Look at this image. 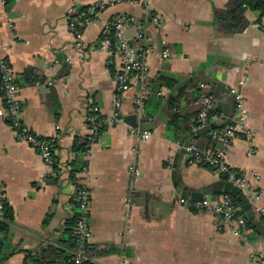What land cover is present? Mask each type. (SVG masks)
I'll list each match as a JSON object with an SVG mask.
<instances>
[{
  "label": "crops",
  "instance_id": "0c3cea01",
  "mask_svg": "<svg viewBox=\"0 0 264 264\" xmlns=\"http://www.w3.org/2000/svg\"><path fill=\"white\" fill-rule=\"evenodd\" d=\"M94 1L14 0L10 7L0 1V59L8 61L17 77L23 124L39 137L56 138L55 160L61 171L51 178V169L38 153L16 140L1 95L0 186L14 214L2 246L6 258L2 264H61L72 255L71 231L82 181L78 175L76 182L70 178L71 165L78 159L73 145L87 137L93 106L106 125L85 157L92 200L91 264H264L251 258L253 253H264V237L256 229L245 239L233 238L227 226L219 229L212 215L181 205L183 193L174 186L181 182L198 192L221 181L212 169L192 165L186 153H179V144L185 140L201 151L220 148L206 128L193 131L198 99L214 98V109L221 114L211 125L217 124L226 108L235 106L226 91L239 89L253 135L233 138L228 163L250 178L264 206V19L258 22V13L247 10L245 30L221 37L214 10L226 9L231 0H123L84 30L79 45L69 29L70 12ZM121 15L136 20L126 38L137 43L142 31L145 40L139 44L152 49L144 83L150 93L149 119L137 121L140 131L151 134L148 141L131 133L127 124L111 121L118 68L99 45L104 22ZM154 16L161 19V27L155 25ZM55 61L60 66L51 77L49 67ZM28 70L39 72L44 81L52 78L54 85L44 89L28 83ZM164 76L177 84L157 91L156 83ZM141 87L135 85L121 96L124 118L135 115ZM174 114L183 130L179 136L169 128ZM216 195L220 196L207 198Z\"/></svg>",
  "mask_w": 264,
  "mask_h": 264
},
{
  "label": "built area",
  "instance_id": "2783aa9c",
  "mask_svg": "<svg viewBox=\"0 0 264 264\" xmlns=\"http://www.w3.org/2000/svg\"><path fill=\"white\" fill-rule=\"evenodd\" d=\"M5 4V0H0ZM124 2L123 0H95L86 10H81L74 7L69 15V29L75 40L81 45L83 40L84 30L96 21L100 15L110 6ZM148 3L144 0V3ZM137 3V2H136ZM154 22L157 27H161V19L154 16ZM136 25V20L133 17L121 15L115 19L104 22L103 39L99 48L108 52L110 61L114 63L118 71L114 76V81L117 88V97L115 101V113L111 119L115 125H124V117L120 114L121 96L129 92L135 85L140 84L142 87L134 101V114L143 122H146L149 117L146 113V104L149 99V91L144 86L147 81L150 66L149 57L152 54L150 45H140L139 42L145 40L144 34L141 31L137 37V43L130 42L125 34L132 26ZM264 29V24H263ZM168 57V53H165ZM60 63L55 61L49 67V74L54 77L57 74ZM0 75L3 84L2 100L5 104V116L9 121L10 127L15 134L18 142L28 145L34 149L45 164L51 169V178H57L61 175V171H55L56 164L53 158V148L57 143L56 138L45 139L35 135L28 129L22 121L23 104L19 97L20 89L17 83V77L13 72L10 64L6 59H0ZM244 79L241 80L240 86L244 85ZM54 85L52 78L47 81H38L36 86L39 88H50ZM230 93L234 97L236 114L231 119L230 124L211 130L208 136L214 141H218L222 146L218 149L207 152L201 151L195 145H189L186 149V154L189 156V162L192 165L209 168L221 179L238 187L247 197L249 205L255 215L261 221H264V206L261 204V193L251 182L248 176L240 174L233 169L228 163V148L237 134H243L248 139L253 135L249 125V111L246 107L245 96L239 89H232ZM198 123L193 126V131H198L207 128L213 121H217L219 117L214 112V98L212 96H201L199 101ZM89 133L87 141L89 150L87 157L90 154L92 146L98 141L101 136V130L106 125L105 119L99 114V109L95 106L91 107L88 116ZM131 133L140 135L141 140L148 141L151 139L149 132H142L137 128L129 126ZM131 171L137 173L134 167ZM88 166H86L79 177L80 189L77 196L78 217L74 229L75 248L72 256L65 263L61 264H90L88 258V247L92 239L91 217H92V200L91 193L87 184ZM255 179L258 176L254 175ZM6 201L5 189L0 186V224L3 221V207ZM180 204L186 209L198 213H206L212 215L217 222L219 229L227 226L230 234L236 239H245L250 232L248 221L237 215V208L233 199L229 195H220L213 198H206L202 202H191L186 199H180ZM4 238L0 232V241ZM253 260L264 261V253H253ZM50 264V263H45ZM60 264V263H55Z\"/></svg>",
  "mask_w": 264,
  "mask_h": 264
},
{
  "label": "trees",
  "instance_id": "16d2710c",
  "mask_svg": "<svg viewBox=\"0 0 264 264\" xmlns=\"http://www.w3.org/2000/svg\"><path fill=\"white\" fill-rule=\"evenodd\" d=\"M13 1L14 0H5V6L10 7ZM86 9L87 8H82L81 10H86ZM247 10L258 13L259 15L258 22H261L264 19V0H231L226 9L224 10L215 9L214 10V21L217 26L218 34L221 37H229L234 34L243 32L248 24L245 19V12ZM25 76H26L28 83L30 84H35L38 81H44V77L35 70H28L25 73ZM176 84H177L176 80L170 79L164 76V77H161L157 81L156 89L157 91H159L163 87L173 88ZM2 88H3V84H2L1 75H0V96L2 95ZM146 108H147V104H146ZM213 113L217 116L221 114L220 110L217 108L214 109ZM178 118H179V115L174 114V118L171 121L170 123L171 125L169 127L170 130L173 131V133L176 134L177 136H179L181 132H183L182 128L178 127L176 124V120ZM197 123H198V118L195 121L193 126L197 125ZM104 130H105V127L103 128V130H101V134L103 133ZM55 148H56V144L54 145V148H53V158L54 159H55ZM88 150H89V143L87 141V137L82 138V139H76L74 141L73 151L78 155L77 161L71 165L72 170L70 172V178L74 182H76V176L77 175L79 176L82 170L86 166H88V162L87 160H85ZM207 151H210V150H204V152H207ZM54 170L57 172L60 171L57 163L54 166ZM79 189H80V186L77 187V191H79ZM216 196H219V195H216ZM232 199L237 208V215L246 219L248 221L249 229L255 231V227L253 223L249 222L248 218L246 217L244 213L242 204L237 199L235 198H232ZM77 217H78V214L74 219V226L71 231L72 251L75 248V239H74L73 233H74V229L76 226ZM13 222H14L13 210L10 207V205L7 203V201H5V204L3 207V221L0 224V232H2L4 235V238L0 241V264L4 263L6 260V258L2 255V246H3V242L6 240L9 234V230ZM261 223L264 225V221H261ZM71 256L72 255H70L66 259V261L70 259ZM42 264H45V263H42ZM50 264H55V263H50Z\"/></svg>",
  "mask_w": 264,
  "mask_h": 264
},
{
  "label": "water",
  "instance_id": "95a60500",
  "mask_svg": "<svg viewBox=\"0 0 264 264\" xmlns=\"http://www.w3.org/2000/svg\"><path fill=\"white\" fill-rule=\"evenodd\" d=\"M226 93L231 94L230 91H226ZM231 98L234 103L233 95H231ZM234 107H231V109L229 110L228 108H226L224 117L221 119V121H219L217 124H212L209 127H207L205 129L206 132L209 133L211 130H215L217 128H221V127H224L230 124L231 119L233 118L234 112H235ZM124 121H125V124H127L128 126L132 128H137V121H138L137 115L127 116L125 117ZM189 145L190 143L188 141L181 140L179 144L180 146L179 153L181 152L186 153V149L187 147H189ZM172 176L175 182L176 170H173ZM180 183L181 182H176L174 186L176 188H179L182 191L183 199L190 200L192 202H202L212 194L229 195L232 198L237 199L242 204L244 213L246 217L248 218L249 222L253 223L257 233L264 237V225L261 222L256 220V216L249 205L246 195L238 187L234 186L233 184L229 182L221 180V181H218L212 184L206 189H203L202 191L197 192L185 185H181Z\"/></svg>",
  "mask_w": 264,
  "mask_h": 264
}]
</instances>
